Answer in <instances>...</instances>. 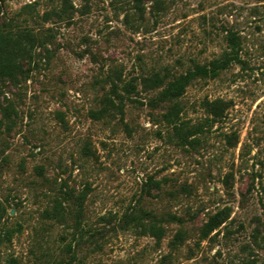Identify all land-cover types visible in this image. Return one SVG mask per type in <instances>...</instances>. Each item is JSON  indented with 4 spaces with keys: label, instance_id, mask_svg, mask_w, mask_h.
I'll return each instance as SVG.
<instances>
[{
    "label": "rangeland",
    "instance_id": "1",
    "mask_svg": "<svg viewBox=\"0 0 264 264\" xmlns=\"http://www.w3.org/2000/svg\"><path fill=\"white\" fill-rule=\"evenodd\" d=\"M0 28L34 37L23 73L0 78V264H67L68 243L88 264H264V0H0ZM231 31L238 57L180 97L201 128L182 140L142 77L221 57ZM113 85L123 112L95 116ZM65 190L86 194L82 236ZM55 198L64 218L46 215ZM140 208L160 239L122 224Z\"/></svg>",
    "mask_w": 264,
    "mask_h": 264
},
{
    "label": "trees",
    "instance_id": "2",
    "mask_svg": "<svg viewBox=\"0 0 264 264\" xmlns=\"http://www.w3.org/2000/svg\"><path fill=\"white\" fill-rule=\"evenodd\" d=\"M229 38L232 42V50L230 52H225L221 57L215 58L206 64H195L186 72L176 75L170 79H167L168 74H161L159 72H154L150 75L142 77L141 81L143 86L150 89L160 88L157 98L170 103L169 108L164 112L163 117L168 123L173 125L176 135L182 140L188 139L190 135L200 131L201 128L198 126H189L186 121L181 119L182 106L179 101L180 97L185 93L187 86L192 82L193 79L198 77H216L222 69L228 67L230 62L238 57L236 49V46H238V37L236 33L231 31ZM33 46L34 37L29 31L0 28V78L15 80L19 74L23 73V62L30 56ZM114 85L113 91L116 93L118 100L116 101L111 96H107L105 98L104 106H102L100 110L94 112L95 116H102L104 112H109L111 107L116 108L119 113L123 112V102L125 95L121 92H118ZM134 87L135 84L132 81H129L124 85V89L127 92H129ZM208 104L213 115V119L223 114V106H220L216 101L209 102ZM1 109L5 110L6 108L3 107L0 102V110ZM147 184V191H149L150 187H155L157 190L162 188L161 182L153 178H149ZM64 194L67 196L64 198L69 201L68 205L72 203L75 207V227L76 231L78 230L79 235L82 236L84 228L80 225V215L83 209L86 194H74L70 190H65ZM65 208L64 202L61 199L55 198L52 209H46L45 212L48 217H58V219H61L65 217ZM1 209H3V207L0 204V210ZM145 215L151 217L150 221H143ZM167 219L178 222H183L184 220L182 216L172 212L167 214ZM160 220L161 219L154 213L141 208L138 212L137 210L126 212L121 219L122 224L126 225L127 227H140L142 231H147L149 234L156 237L157 240L160 239L164 234V227L161 225ZM221 221L222 220H219L216 215L211 216L202 228L203 236H206L210 231L218 227ZM11 234V230H6L3 238H9ZM91 237L92 240H94L93 234H91ZM182 238L183 232L182 230H179L175 234L174 241L178 243V241ZM1 241L2 236H0V242ZM76 245L73 246L71 243L67 244V251L70 254V259L68 260L67 264H88L78 257ZM10 264H18L17 259L11 258ZM57 264L63 263L57 262Z\"/></svg>",
    "mask_w": 264,
    "mask_h": 264
}]
</instances>
